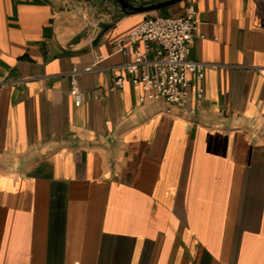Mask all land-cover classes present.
I'll return each instance as SVG.
<instances>
[{
	"label": "crops",
	"instance_id": "crops-1",
	"mask_svg": "<svg viewBox=\"0 0 264 264\" xmlns=\"http://www.w3.org/2000/svg\"><path fill=\"white\" fill-rule=\"evenodd\" d=\"M183 16L203 99L140 103L114 42ZM0 264H264V0H0Z\"/></svg>",
	"mask_w": 264,
	"mask_h": 264
},
{
	"label": "built area",
	"instance_id": "built-area-1",
	"mask_svg": "<svg viewBox=\"0 0 264 264\" xmlns=\"http://www.w3.org/2000/svg\"><path fill=\"white\" fill-rule=\"evenodd\" d=\"M196 28V22L190 16L149 17L114 42V49L124 56L133 47L132 61L123 64L122 68L132 87L141 92L140 103L160 98L172 106L185 108L191 90L195 103L203 99L205 68L188 59ZM100 60L98 57V62ZM97 63L69 72V95L74 102L82 101L77 76L94 71ZM189 75L193 76V81L188 79ZM122 86L123 77L114 75L108 89L112 92Z\"/></svg>",
	"mask_w": 264,
	"mask_h": 264
},
{
	"label": "water",
	"instance_id": "water-1",
	"mask_svg": "<svg viewBox=\"0 0 264 264\" xmlns=\"http://www.w3.org/2000/svg\"><path fill=\"white\" fill-rule=\"evenodd\" d=\"M115 9H119L125 15L149 13L180 3L184 0H163L160 2H152L146 6H134V0H105Z\"/></svg>",
	"mask_w": 264,
	"mask_h": 264
}]
</instances>
